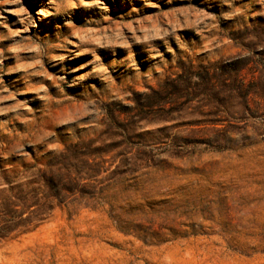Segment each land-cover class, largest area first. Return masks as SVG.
Wrapping results in <instances>:
<instances>
[{
    "label": "rangeland",
    "instance_id": "374dc122",
    "mask_svg": "<svg viewBox=\"0 0 264 264\" xmlns=\"http://www.w3.org/2000/svg\"><path fill=\"white\" fill-rule=\"evenodd\" d=\"M0 225V264H264V0H0Z\"/></svg>",
    "mask_w": 264,
    "mask_h": 264
},
{
    "label": "trees",
    "instance_id": "16d2710c",
    "mask_svg": "<svg viewBox=\"0 0 264 264\" xmlns=\"http://www.w3.org/2000/svg\"><path fill=\"white\" fill-rule=\"evenodd\" d=\"M245 87L241 88V96L243 99V103H244V108H245V112L249 111L250 108V95L253 93L252 89L243 84ZM84 156V155H82ZM81 157V155L78 153V155H74L73 157H69V159L75 162H81L79 159ZM65 158H63L64 160ZM68 160V159H67ZM68 167H66V170L64 169V172L61 169H57L56 172L51 171L49 172V174L46 172L43 174L42 178L40 179V181H36L33 182L32 184L34 185V183L40 184L42 183V187L44 188V193H38L39 191H41V187L38 188H33L30 189L29 191H23L21 195V197L19 199H17V207L18 206H22L23 210H28L33 206H36V210L33 212H30L31 215H33V217H27L24 218V212L23 211H19L17 209V229L18 228H26L30 225H32L34 222L40 223L43 222L46 219V216L49 214V212L52 211V209L54 208V202H58V204H62L64 202H66V192H70L71 188L70 187V183L72 181H77L82 180V177L84 174L85 176H87L86 178L91 179V178H95L96 176H98L97 171H89V173H79L78 171H76L74 165L72 163H68L67 165ZM75 170L73 173L72 170ZM75 174V177H73V175ZM74 179V180H73ZM78 179V180H77ZM54 190V191H53ZM41 194H43L42 196H40ZM18 198V197H17ZM14 221V217L13 219H10L9 222ZM9 228V227H8ZM8 228H4L1 227L0 225V241L3 240V238H5V236L3 235L5 232H7L6 230H9ZM4 232V233H3ZM9 232V231H8Z\"/></svg>",
    "mask_w": 264,
    "mask_h": 264
}]
</instances>
